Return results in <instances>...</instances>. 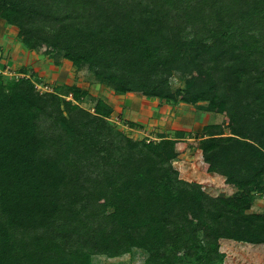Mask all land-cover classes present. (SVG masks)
Instances as JSON below:
<instances>
[{"label":"trees","instance_id":"1","mask_svg":"<svg viewBox=\"0 0 264 264\" xmlns=\"http://www.w3.org/2000/svg\"><path fill=\"white\" fill-rule=\"evenodd\" d=\"M0 18L27 49L87 65L117 95L206 102L224 119L202 128L203 161L237 189L210 196L181 179L176 138L133 141L101 99L80 106V87L42 94L0 74V264L133 247L145 264H221V238L264 246V212H249L264 193V0H0ZM186 60L193 79L172 91Z\"/></svg>","mask_w":264,"mask_h":264},{"label":"crops","instance_id":"2","mask_svg":"<svg viewBox=\"0 0 264 264\" xmlns=\"http://www.w3.org/2000/svg\"><path fill=\"white\" fill-rule=\"evenodd\" d=\"M17 32V27L7 24L0 18L1 62L10 63L15 70L26 73L28 76L37 75L44 80L49 78L55 84L75 85L86 90L87 95L92 97L94 104L96 100L101 99L111 107L112 111L108 119L112 120L114 116L125 118L130 129L145 125L147 130L158 132L155 135L157 139L160 135H163L166 138H176L178 141L190 140L187 136L186 124L181 121L184 116V106L181 103L173 104L163 100L159 101L157 98L146 97L139 92L117 95L113 89H108L104 83L97 82L90 85L89 83L76 82L75 73L72 71L73 65L69 60L61 59L57 64L50 63L47 58H44L42 54L40 55V51L27 49L18 38ZM188 116L192 117V127L201 124L202 128L207 124L218 123L209 121L213 116L211 112H192ZM200 139L199 137L198 140ZM181 144V142H178L177 145ZM216 179V173L207 172L206 169L204 173L196 174V182L199 183ZM251 208L255 212H264V203L261 200L254 201ZM219 244V251L224 255L221 264H226L229 257L228 253L232 252L234 244H238V247L247 251H252L257 258H260V256L256 251L264 249L262 244H250L226 238H221Z\"/></svg>","mask_w":264,"mask_h":264},{"label":"rangeland","instance_id":"3","mask_svg":"<svg viewBox=\"0 0 264 264\" xmlns=\"http://www.w3.org/2000/svg\"><path fill=\"white\" fill-rule=\"evenodd\" d=\"M149 9H146L145 7H137L136 11H141L143 13H149ZM32 50L40 51V55L44 58H47L50 63L56 64L61 60L65 59L62 58L61 55L57 54V52H49V54L43 53V48H36ZM71 62V61H70ZM72 63V62H71ZM73 65V64H72ZM73 72L75 73V79L76 82H80L83 84L89 83L94 84L97 82H101L100 80L96 79L92 70L88 68L87 65L82 64L81 66L77 67L73 65ZM0 74L2 75L3 79L5 81H12L14 79L18 78H28L35 86L36 90L39 93H47V92H53L56 90L57 92H60V87L62 83L55 84L54 82H51L48 78L47 80L38 77L37 75H27L26 73H21L15 70L13 66L10 65V63H3L0 61ZM193 72H191V66L188 65V60H186L183 64L182 69L175 70L172 72V74L169 77V86L172 91H175L177 89H184L189 86L193 79ZM106 83H104L105 85ZM106 87L109 89H113L110 85L106 84ZM65 99L69 100L70 96L65 97ZM159 100V99H158ZM160 101V100H159ZM184 106L183 108V120H181L184 124H186V132L188 133L187 136L190 138V140H183L178 141L176 143V151L177 156L173 160L172 165L173 167L178 171L179 177L185 181L199 184L201 186V189L207 193L210 196H233L237 193V189L229 184H226L224 181V177L221 174L216 173V180L209 181L205 180L203 183L196 182V174L200 175L204 173V170L207 171V163L203 161L201 150L199 149L200 140H198L199 137L203 135V127L201 128V124H198L196 127H192V121L191 116H188L192 112H206L202 109L204 105H206V102H198L196 104H188L185 102L178 101L173 104H180ZM80 106L91 111L94 106V101L92 97L86 95L84 98L80 101ZM213 116L209 121L218 122L216 124H219L223 121L224 116L222 114L218 113H212ZM113 119H107L111 125L115 129H118V131L122 132L127 137L131 138L133 141L136 142H157L158 139L155 138V135H157L158 132L147 130V126L142 125L140 127H136L133 129H130L128 126L127 119H123L122 117L114 116ZM189 125V126H187ZM138 130V131H136ZM141 133H140V132ZM178 142H181V145H177ZM206 166H205V164ZM208 172V171H207ZM213 173V172H210ZM189 179V180H188ZM261 200L264 203V193H253V201ZM251 205V207H252ZM250 207L249 212L259 213L255 212L254 209ZM238 244L233 245V249L231 253L229 254L228 259L226 260V264H264V249L262 248V251H256L260 256V258L255 257V255L252 253V251H247L244 248L238 247ZM255 253V252H254ZM263 254V256H262ZM148 256V253L138 247H133L131 250L127 253H123L118 256L109 257L105 254H86L84 257V264H145V260Z\"/></svg>","mask_w":264,"mask_h":264}]
</instances>
